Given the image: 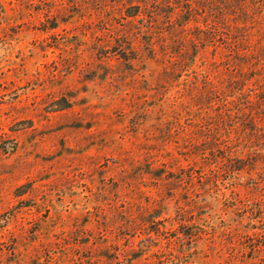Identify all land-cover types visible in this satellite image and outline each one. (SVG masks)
Instances as JSON below:
<instances>
[{
    "label": "rangeland",
    "instance_id": "1",
    "mask_svg": "<svg viewBox=\"0 0 264 264\" xmlns=\"http://www.w3.org/2000/svg\"><path fill=\"white\" fill-rule=\"evenodd\" d=\"M0 264H264V0H0Z\"/></svg>",
    "mask_w": 264,
    "mask_h": 264
}]
</instances>
